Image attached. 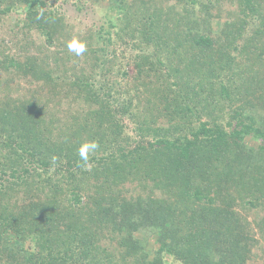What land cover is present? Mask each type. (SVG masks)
<instances>
[{
	"label": "trees",
	"instance_id": "16d2710c",
	"mask_svg": "<svg viewBox=\"0 0 264 264\" xmlns=\"http://www.w3.org/2000/svg\"><path fill=\"white\" fill-rule=\"evenodd\" d=\"M15 3L0 264H264V0H109L81 56L48 0Z\"/></svg>",
	"mask_w": 264,
	"mask_h": 264
},
{
	"label": "rangeland",
	"instance_id": "374dc122",
	"mask_svg": "<svg viewBox=\"0 0 264 264\" xmlns=\"http://www.w3.org/2000/svg\"><path fill=\"white\" fill-rule=\"evenodd\" d=\"M75 2H79L78 5L81 8H77L75 6ZM108 2L109 0H48V6L49 9L53 10L58 17L63 19L66 28L70 30L72 39L79 40L81 37L87 36L86 34L88 31H96L104 22L105 8ZM2 7L3 4L0 5V8ZM24 10L25 6L23 4L15 3L13 5V11H10L5 16L0 14V41L2 40L3 43H8L10 45L11 42L17 41L21 38L18 30H22V27H16V25L21 19H23L22 13ZM29 35L34 39L36 37L38 38L34 32H30ZM7 54L10 55L9 53ZM60 98H62V96ZM67 100L72 101L73 97H69ZM63 101L65 103H63ZM63 101L55 98L51 103L50 114L55 113L56 116H61L62 118L64 113L66 114L64 111L68 108L67 101ZM215 118L217 117H211L209 119L204 117L201 118L200 122L204 123L206 121H217ZM141 193H143L141 189H137L133 191L132 195L135 197L141 196ZM244 214L245 213L243 212V215ZM248 220H252L251 216L248 217ZM261 246L264 248V243L261 244ZM252 252H254V250ZM253 261V264H259L260 260L255 258ZM260 263L262 262L260 261Z\"/></svg>",
	"mask_w": 264,
	"mask_h": 264
},
{
	"label": "clouds",
	"instance_id": "9594fccd",
	"mask_svg": "<svg viewBox=\"0 0 264 264\" xmlns=\"http://www.w3.org/2000/svg\"><path fill=\"white\" fill-rule=\"evenodd\" d=\"M68 47L76 56H81L86 51L85 45L83 43H78L76 40H73ZM98 147L99 145L95 141L85 142L79 149L81 159L87 161L88 153L94 152Z\"/></svg>",
	"mask_w": 264,
	"mask_h": 264
}]
</instances>
